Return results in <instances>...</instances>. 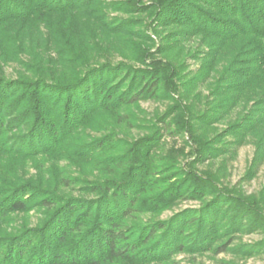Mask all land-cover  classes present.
Segmentation results:
<instances>
[{
    "label": "trees",
    "instance_id": "trees-1",
    "mask_svg": "<svg viewBox=\"0 0 264 264\" xmlns=\"http://www.w3.org/2000/svg\"><path fill=\"white\" fill-rule=\"evenodd\" d=\"M105 8L103 0H0L2 60H18L23 53L36 60L31 46L42 42L47 45L50 36L56 46L53 52L60 54L57 63L73 65L68 70L28 69L10 79L0 73V168L8 175L13 157L26 160L38 153H50L63 146L74 128L85 124L93 114L163 91L165 69L160 65L142 69L107 61L82 66L89 59H82L86 47L79 40L85 37L79 17L89 19L94 37L107 44L113 37L123 36L115 24L107 23L101 12ZM155 8L160 18L166 19L167 15L175 23H182L181 29L186 32H208L222 42L249 38L232 53V62H239L228 66L235 72L226 81L234 76L240 79L225 82L230 86L225 93L236 94L234 101L248 90L258 95L254 100L259 101L254 106L257 110L235 121L231 133L257 134L259 143L264 144V0H159ZM10 23L15 25L11 30L7 29ZM27 27L46 34L33 41ZM32 74L36 78L28 77ZM225 99L226 96L215 104H221L218 113L227 109ZM11 131L18 132L4 143L1 134ZM155 139L151 135L142 137L134 148L130 146L127 150L131 148L133 154L126 158V167L117 177L82 184L87 196L50 191L31 200V192L25 191L31 187H0V222L10 212L29 209L30 203L38 202L44 209L36 225L15 231L0 228V264H109L115 259L145 263L181 251H228L231 237L245 229V221L255 212L240 196L226 194L196 174L181 172L169 179V175L179 172L171 158L170 164L157 170L170 167L165 171V188L150 205L163 210L177 200L196 199L201 201L200 207L186 208L167 219L130 223L141 212V195L161 187L151 171L153 156L149 149ZM87 143L90 142L81 143L80 148ZM112 145L115 141L106 138L97 147ZM201 149L202 146L199 152ZM122 154L118 159L124 158L125 152ZM121 161L115 166H120ZM225 231H229L228 241L221 240Z\"/></svg>",
    "mask_w": 264,
    "mask_h": 264
},
{
    "label": "rangeland",
    "instance_id": "rangeland-1",
    "mask_svg": "<svg viewBox=\"0 0 264 264\" xmlns=\"http://www.w3.org/2000/svg\"><path fill=\"white\" fill-rule=\"evenodd\" d=\"M103 1L106 6L101 11L103 16L109 25L115 24L121 29L123 36L113 37L107 44L99 37H94L89 19L79 17L82 34L85 35L79 40L86 47L82 59H89L82 66L88 68L107 61L123 62L142 69L150 68V64L160 65L159 68L165 69L163 91L159 95H147L132 104H118L93 114L85 124L74 128L63 146L50 153H38L26 160L13 157L9 160L13 166L8 167L10 176L0 168V187L10 184L31 187L25 190L31 192V200L40 198L42 195L39 193L50 191L65 196H87L82 191V184L117 177L126 167V158L133 154L131 148L142 137L151 135L156 138L149 149L153 156L151 171L157 176L161 187L141 195V212L130 219V223L137 224L140 219L149 218L167 219L186 208L200 207L201 201L196 199H180L163 210L150 205L156 200V194L165 188L168 180L165 171L170 167L157 170L172 160H175L179 172L169 175V179L181 172L196 174L204 181L215 184L224 193L243 198L249 210L255 214L245 221L247 225L244 230L231 237L232 244L226 252L181 251L166 259L145 263L115 259L109 264H264V144L259 143L257 134L241 136L231 133L235 121L257 110L254 106L259 101L254 100L258 95L248 90L234 101L236 94L225 93V89L230 87L225 82L240 79L234 76L226 81L235 72L228 66L239 62H232V53L249 38L222 42L208 32L183 31L182 23H175L167 15L166 19L159 17L158 9L155 8L159 0ZM135 3L137 5H133ZM14 27L10 23L7 29ZM26 31L33 41L46 34L31 27H27ZM47 38V45L42 42L31 46L36 56L34 61L24 53L18 60L4 61L0 58V73L10 79L28 69L73 68V65H64L63 61L57 63L60 54L52 50L54 39L50 36ZM37 75L28 77L36 78ZM225 96L227 109L218 113L221 104H215ZM215 113L219 115L213 116ZM16 132L1 134L4 143ZM106 138L113 139L115 145L99 149L98 142ZM98 139V142L91 143ZM83 142L90 143L80 148ZM86 151L90 155L86 156ZM124 152V158H119L122 160L121 165L115 166L119 161L118 154ZM43 210L38 202L30 203L29 209L25 211L8 213L4 221L0 222V228L15 231L24 226L36 225L44 216ZM228 237L229 231H225L221 240L228 241Z\"/></svg>",
    "mask_w": 264,
    "mask_h": 264
}]
</instances>
